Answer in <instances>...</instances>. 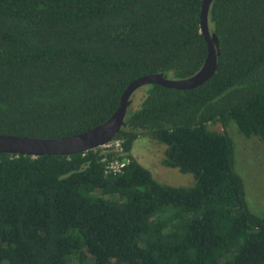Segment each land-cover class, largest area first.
<instances>
[{
  "label": "trees",
  "instance_id": "obj_1",
  "mask_svg": "<svg viewBox=\"0 0 264 264\" xmlns=\"http://www.w3.org/2000/svg\"><path fill=\"white\" fill-rule=\"evenodd\" d=\"M201 3L0 0V134L84 133L140 77L194 75L207 55ZM207 26L214 74L192 90L136 89L118 148L0 154V264H264V213L247 204L227 131L264 144V0H212ZM141 136L195 185L157 182L130 155Z\"/></svg>",
  "mask_w": 264,
  "mask_h": 264
},
{
  "label": "water",
  "instance_id": "obj_2",
  "mask_svg": "<svg viewBox=\"0 0 264 264\" xmlns=\"http://www.w3.org/2000/svg\"><path fill=\"white\" fill-rule=\"evenodd\" d=\"M212 0H202L199 16V32L207 45V55L201 68L192 76L181 80H170L162 74L142 76L130 83L121 95L116 112L102 124L80 134L60 139H36L0 134V154L25 155L32 158L40 156H70L101 148L111 143L119 133L128 106V98L138 88L156 84L169 89L192 90L205 83L217 68L216 36H210L207 26V11Z\"/></svg>",
  "mask_w": 264,
  "mask_h": 264
},
{
  "label": "rangeland",
  "instance_id": "obj_3",
  "mask_svg": "<svg viewBox=\"0 0 264 264\" xmlns=\"http://www.w3.org/2000/svg\"><path fill=\"white\" fill-rule=\"evenodd\" d=\"M212 130L222 131L219 125ZM210 130V129H209ZM235 146V172L241 177L250 210L256 214L264 213V144L256 137L246 138L231 126L227 129ZM102 148H118V143L111 142ZM165 146L148 137L141 136L132 144L130 155L153 178L172 187H192L195 179L191 174H183L174 168L161 165Z\"/></svg>",
  "mask_w": 264,
  "mask_h": 264
},
{
  "label": "built area",
  "instance_id": "obj_4",
  "mask_svg": "<svg viewBox=\"0 0 264 264\" xmlns=\"http://www.w3.org/2000/svg\"><path fill=\"white\" fill-rule=\"evenodd\" d=\"M108 145H106L107 147ZM124 165V163H118L117 161L115 162H111L108 164L107 168L109 170H113V172H117L122 166Z\"/></svg>",
  "mask_w": 264,
  "mask_h": 264
}]
</instances>
